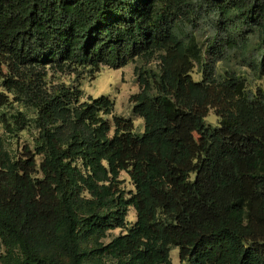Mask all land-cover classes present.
Listing matches in <instances>:
<instances>
[{"label":"trees","instance_id":"trees-1","mask_svg":"<svg viewBox=\"0 0 264 264\" xmlns=\"http://www.w3.org/2000/svg\"><path fill=\"white\" fill-rule=\"evenodd\" d=\"M136 58L142 132L47 81ZM0 116L2 264H264V0H0Z\"/></svg>","mask_w":264,"mask_h":264},{"label":"rangeland","instance_id":"rangeland-1","mask_svg":"<svg viewBox=\"0 0 264 264\" xmlns=\"http://www.w3.org/2000/svg\"><path fill=\"white\" fill-rule=\"evenodd\" d=\"M141 64L142 59L136 58L125 65L118 67L102 65L100 70L95 73L86 71L82 74L50 69L47 75V81H49V84L65 81L68 84L79 86L83 91L82 99H89V97H97L102 94L109 95L114 100L113 112L106 115L111 123H113L114 115H124L133 119L137 132H142L145 129L144 118L134 112L133 100L131 98L134 93L140 90L135 68L137 65ZM199 77L200 74L197 73L196 78ZM19 109H27L29 116L31 115L32 117L34 115L32 109L18 103L12 104L4 110L10 115L11 113L17 112ZM206 121L212 125L218 123V115L214 109L209 111L206 116ZM13 125L16 124L13 122ZM0 133L6 140L7 148L13 154H16L19 153L25 145H29L32 149L34 148L39 129L34 119L26 124L24 128L14 131L7 130L4 123L0 120ZM196 135L199 138V134L196 133ZM42 158V155H37L38 164ZM120 177L122 179L121 185L125 189L126 195L130 196L131 193L135 191V184L129 172L127 170H122ZM126 218L128 225H131L137 219V212L133 205L129 206ZM123 231L125 230L121 227L113 228L108 231L103 241L108 242L113 236ZM2 250L3 249H0V253ZM170 255L172 264H188L187 260H181L178 246H172ZM0 264H2L1 261Z\"/></svg>","mask_w":264,"mask_h":264}]
</instances>
